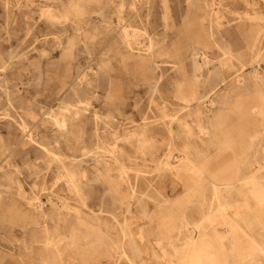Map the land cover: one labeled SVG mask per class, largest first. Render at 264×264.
Masks as SVG:
<instances>
[{"label":"rangeland","instance_id":"374dc122","mask_svg":"<svg viewBox=\"0 0 264 264\" xmlns=\"http://www.w3.org/2000/svg\"><path fill=\"white\" fill-rule=\"evenodd\" d=\"M97 1L100 10L93 13L97 3L89 0H0V146L19 139L23 126L40 143L63 146L79 133L89 151L80 169L88 178L81 184L85 208L36 146L13 148L0 166V264L45 258L49 264H180L181 219L198 239L202 215L215 211L209 183L219 184V196L237 207L249 196L221 185L233 182L231 172L244 158L264 166V115L258 113L264 114V0ZM125 31L133 40L129 48L120 43ZM78 86L80 96L89 93L78 104L80 119L63 134L52 116L71 113L64 107L74 103L71 89ZM18 101L34 111V123L16 108ZM106 151L124 166L123 181H114L117 193L108 191L104 177L95 178L102 170L93 153ZM185 154L204 169L200 177L188 164L178 178L163 166L179 165ZM111 174H118L116 165ZM75 211L82 212L83 226ZM42 213L65 219L43 223ZM242 214L237 219L227 211L250 236L239 232L240 245L252 239L264 249V226L253 213ZM55 225V245L43 247L39 227ZM250 263L264 264V254Z\"/></svg>","mask_w":264,"mask_h":264},{"label":"bare ground","instance_id":"6f19581e","mask_svg":"<svg viewBox=\"0 0 264 264\" xmlns=\"http://www.w3.org/2000/svg\"><path fill=\"white\" fill-rule=\"evenodd\" d=\"M89 1H95L97 3L96 7L93 10V13L99 12L100 7L98 1L97 0H89ZM77 16L78 13H76V17ZM81 22L84 21L80 19L77 23H75L74 27L76 30L79 29ZM120 43L125 48H129L131 47V45H133V40L130 38L128 32L125 31L124 33H122V35L120 36ZM152 48L153 47L151 46V50ZM147 63L149 64V62ZM2 65L3 62L0 59V66ZM2 68H4V66H2ZM254 77L257 80H260V82H262L263 80L262 75H258ZM78 88L79 86L76 88L73 87L71 89L75 97L74 103L65 105L64 107V110L66 112H71V113L67 115L62 113L61 115H58V117L56 115L52 116L54 125L63 134L67 133L66 124L68 123L73 124L74 121L77 122L80 119L79 113L82 112L83 109L79 107L78 104L82 103L83 102L82 97L84 98L85 96L86 98L89 93L86 90L85 95L83 94L82 96H80V93L77 92ZM5 99L7 104L12 105V99L10 98V95L6 94V92H5ZM15 106L20 110V112H22V116L25 118L26 121L28 120L31 121V123H34V115H35L33 113L34 111L31 110L30 106L27 103L23 105L21 102L18 101ZM235 106L236 105H234V107ZM113 111H117V108L116 110ZM258 113L261 116L264 115L263 112H258ZM110 117H112V115H110ZM77 126H75V128ZM179 126L183 127V124H180ZM198 128H199V132L203 133L204 128H202L200 125H198ZM17 129L22 133L19 139L18 138L17 140L8 139L9 144L0 146V166H2L5 162L8 163V160L14 155L15 150H13V148L19 146V144H21L22 146H25V144L33 145L34 147L36 146L38 148L37 151H40V153H42L48 159V166L49 167H51V165L54 166L57 174L64 179L65 186H67L68 190L78 198L80 205L82 207L87 208V205L85 204V201L82 198L81 184H83L85 181H88V178L85 176L84 171L80 169L82 167V163L85 162V158L87 157L86 155L88 154L89 151H87L85 143L83 142L82 138L79 136V133L76 135L75 134L69 135V137L71 136L72 139L65 140L63 146L62 145L63 142H61L60 140H54L47 143H40L38 140H35L33 137H31L30 134L27 135L23 126H20V128ZM6 130L8 136L14 134V126L9 122H7L6 124ZM182 131L185 135H189V131L185 129H183ZM232 133L234 136L236 135L235 137H237V133L236 134H234V132ZM204 134H209V132L206 131L204 132ZM93 137L98 138L99 134H95ZM216 139L219 138L215 136L213 140ZM221 141L223 142L224 147H229L227 138L224 137L222 138ZM62 149L65 150V153H63L62 155H58L55 152ZM105 153H107L108 156H102V154ZM93 154L96 155V157L98 158L97 160H95V163L99 164L101 167L100 169L102 170L101 171L102 173L99 174L95 173L96 174L95 178L98 179L104 177L107 180L108 191L111 193H117L116 188L118 187V184L114 183V181L115 179H121V181H123L121 174L124 172V166L121 165V162L118 159L117 154H115L113 151H106L102 153L94 152ZM184 156H185L183 158L184 162H181L179 165L171 166L170 163L165 162L163 163V166L168 167L166 169L169 172V174L178 178L180 172H182L185 169L183 167H185V165L187 166L188 164L190 165L188 169L191 171V173L193 175H198L200 177L204 169L196 165L186 154ZM239 164L240 165L236 166L235 169L231 172L234 174V178H231L233 182L227 181L223 183L221 186H224V189L237 190L238 193L243 192L244 195L249 196V199L243 200L240 206L232 207V205H230L228 201H225L219 196L220 194L218 193V191L221 189L220 185L216 184L215 182H210L209 184L211 185V188L214 191L213 197L216 202L215 211L214 212L212 211L213 213L207 212L206 214L202 215V223L198 225V228L200 229L199 231L200 234L198 239H193L190 232H188L187 230V226H188L187 221H185L183 218L181 219L179 228L180 229L183 228L185 231L183 230L182 232H180V235H182L183 237V246H184L183 249L181 250L182 261L180 262V264H232V262L234 261H238L240 264H251L250 261L255 254H260V253L264 254V249L260 246L259 243H257L252 239H249L248 241L249 245H247L246 247H242L240 245L238 241V233L242 231L241 233H243L244 236H247V234L245 233L244 230L240 231V227L236 224V222L230 216L227 215L228 210H232L233 216H235V218L237 219L238 217H243V214L241 215V211L253 213L254 218H256L259 224L264 226V171H263L264 166L256 159L248 160L246 158L242 159L239 162ZM115 165L117 166L118 174L113 176L111 172H113V169H115ZM241 166L243 167V170L240 169ZM95 169L97 170V168ZM262 171L263 174L261 176H258L261 174ZM124 182L126 183L125 185L128 184V181H124ZM198 183L199 182H197L196 185L197 188L195 187V189L201 187L202 182L199 184ZM125 194H127V191H125ZM250 201L254 203L255 206L254 209L248 206ZM27 205H30L29 202H27ZM81 213H82L81 211H75L73 219L77 221L79 225L81 224L83 226L84 224L83 221L85 219L83 218ZM257 213H261L262 215L259 216L257 215ZM87 216L88 217L86 218L89 219L96 218V216L94 215L90 216L87 214ZM39 217H40L39 220L44 221L43 223H47V221L58 222L60 221L59 220L60 217L65 219V216L62 217V215H58L57 218H54L52 215H46L45 213L40 214ZM35 218L36 217H30V219L33 220L31 223L34 226H40L39 221H37ZM216 225L223 226L225 228L224 232L218 231L215 228ZM39 230L43 233V241H42L43 247L54 246L55 237L52 236V233L57 232L58 225H55L52 231H49L48 226L39 227ZM122 234L125 235L124 230L122 231ZM80 237L84 239L85 243L86 242L88 243L86 236H80ZM247 237L250 238V236ZM71 238L72 239L70 240H72V243H76L75 238H79V237L71 233ZM225 240L229 245L228 247L224 244ZM113 249L114 251H116L117 246L115 245ZM54 251L56 254L60 256L59 249L55 248ZM49 261L50 259L45 258L44 260H42V264H44V262H46L45 264H49L48 263Z\"/></svg>","mask_w":264,"mask_h":264}]
</instances>
